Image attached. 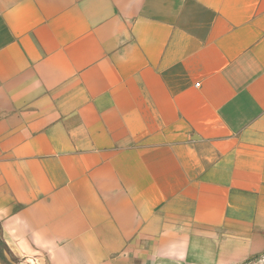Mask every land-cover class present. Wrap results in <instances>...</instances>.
I'll return each mask as SVG.
<instances>
[{"label": "crops", "instance_id": "crops-1", "mask_svg": "<svg viewBox=\"0 0 264 264\" xmlns=\"http://www.w3.org/2000/svg\"><path fill=\"white\" fill-rule=\"evenodd\" d=\"M0 264H264V0H0Z\"/></svg>", "mask_w": 264, "mask_h": 264}, {"label": "rangeland", "instance_id": "rangeland-1", "mask_svg": "<svg viewBox=\"0 0 264 264\" xmlns=\"http://www.w3.org/2000/svg\"><path fill=\"white\" fill-rule=\"evenodd\" d=\"M3 251H4V247H3V243L1 242V240H0V256L1 257H3ZM4 253H5V251H4Z\"/></svg>", "mask_w": 264, "mask_h": 264}]
</instances>
